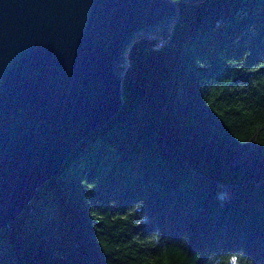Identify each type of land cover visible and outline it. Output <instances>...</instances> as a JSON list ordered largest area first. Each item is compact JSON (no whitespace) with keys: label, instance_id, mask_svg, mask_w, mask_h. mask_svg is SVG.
Wrapping results in <instances>:
<instances>
[{"label":"trees","instance_id":"obj_1","mask_svg":"<svg viewBox=\"0 0 264 264\" xmlns=\"http://www.w3.org/2000/svg\"><path fill=\"white\" fill-rule=\"evenodd\" d=\"M172 1L119 112L0 230V264H264V0Z\"/></svg>","mask_w":264,"mask_h":264},{"label":"water","instance_id":"obj_2","mask_svg":"<svg viewBox=\"0 0 264 264\" xmlns=\"http://www.w3.org/2000/svg\"><path fill=\"white\" fill-rule=\"evenodd\" d=\"M177 18L172 0H0V230L119 112L131 45Z\"/></svg>","mask_w":264,"mask_h":264},{"label":"snow or ice","instance_id":"obj_3","mask_svg":"<svg viewBox=\"0 0 264 264\" xmlns=\"http://www.w3.org/2000/svg\"><path fill=\"white\" fill-rule=\"evenodd\" d=\"M177 253H178V255H181V256H183V255H184V253L180 252L179 250H177ZM181 264H184V262H183V261H181Z\"/></svg>","mask_w":264,"mask_h":264}]
</instances>
